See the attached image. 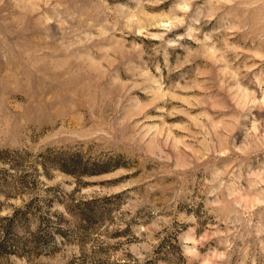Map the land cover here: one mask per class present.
Here are the masks:
<instances>
[{"label":"rangeland","instance_id":"1","mask_svg":"<svg viewBox=\"0 0 264 264\" xmlns=\"http://www.w3.org/2000/svg\"><path fill=\"white\" fill-rule=\"evenodd\" d=\"M0 264H264V0H0Z\"/></svg>","mask_w":264,"mask_h":264}]
</instances>
